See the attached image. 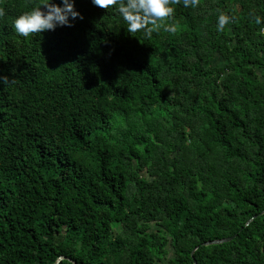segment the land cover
<instances>
[{
	"label": "trees",
	"instance_id": "trees-1",
	"mask_svg": "<svg viewBox=\"0 0 264 264\" xmlns=\"http://www.w3.org/2000/svg\"><path fill=\"white\" fill-rule=\"evenodd\" d=\"M47 2L0 0V264H264V0L17 36Z\"/></svg>",
	"mask_w": 264,
	"mask_h": 264
},
{
	"label": "clouds",
	"instance_id": "clouds-1",
	"mask_svg": "<svg viewBox=\"0 0 264 264\" xmlns=\"http://www.w3.org/2000/svg\"><path fill=\"white\" fill-rule=\"evenodd\" d=\"M76 0H54L31 7L13 18L11 27L17 36L28 38L33 34L55 31L60 27H72L71 21L83 19L75 7ZM94 7L108 10L110 7L118 13L120 19L126 25L128 33H142L144 38L150 39L154 31L174 33L177 30L175 23H169L173 19V5H181L183 8H195L198 0H90ZM3 12L0 10V15ZM233 17L221 12L216 18V30L223 31L225 26L232 22ZM257 25L264 24V17L254 16ZM259 31L264 34V26ZM6 78L0 76V82Z\"/></svg>",
	"mask_w": 264,
	"mask_h": 264
},
{
	"label": "water",
	"instance_id": "water-1",
	"mask_svg": "<svg viewBox=\"0 0 264 264\" xmlns=\"http://www.w3.org/2000/svg\"><path fill=\"white\" fill-rule=\"evenodd\" d=\"M262 214H264V211H262L259 215H262ZM259 215H258V216H259ZM256 217H257V216H254V217H252L251 219H249V220L247 221V223L245 224V227H246L247 225H249V224L251 223V221L254 220ZM232 239H233V237H229V238H225V239H221V240H214V241H210V242H205V243L202 244V246L219 245V244L227 243V242L231 241ZM196 249H197V247L192 251V254L194 253V251H195ZM62 261H68V262H71L72 264H74L70 259L65 258V257H59V258L56 260L55 264H59V263L62 262ZM194 264H196V263H194Z\"/></svg>",
	"mask_w": 264,
	"mask_h": 264
},
{
	"label": "rangeland",
	"instance_id": "rangeland-1",
	"mask_svg": "<svg viewBox=\"0 0 264 264\" xmlns=\"http://www.w3.org/2000/svg\"><path fill=\"white\" fill-rule=\"evenodd\" d=\"M215 62L218 63V64H222V60L219 59V57L216 58ZM119 230H120V228H119L118 226H115V227H114V232H115V233H118Z\"/></svg>",
	"mask_w": 264,
	"mask_h": 264
}]
</instances>
